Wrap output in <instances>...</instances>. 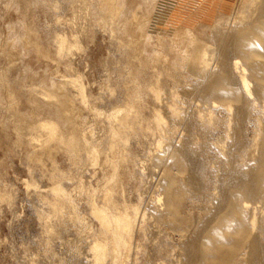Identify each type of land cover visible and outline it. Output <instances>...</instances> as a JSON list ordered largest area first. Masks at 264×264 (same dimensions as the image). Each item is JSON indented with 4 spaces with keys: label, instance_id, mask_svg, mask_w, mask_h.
<instances>
[{
    "label": "rangeland",
    "instance_id": "rangeland-1",
    "mask_svg": "<svg viewBox=\"0 0 264 264\" xmlns=\"http://www.w3.org/2000/svg\"><path fill=\"white\" fill-rule=\"evenodd\" d=\"M159 2L153 57L137 46L135 23L111 21L99 0H0V264H208L242 237L229 264H264V99L249 98L241 122L221 80L225 66L239 76L231 36L264 0ZM180 27L210 49L204 69L200 49L178 48ZM170 188L181 199L176 223ZM246 204L244 230L213 239L238 230L223 216ZM103 209L135 217L121 255L95 216ZM98 243L108 248L101 261Z\"/></svg>",
    "mask_w": 264,
    "mask_h": 264
},
{
    "label": "bare ground",
    "instance_id": "bare-ground-1",
    "mask_svg": "<svg viewBox=\"0 0 264 264\" xmlns=\"http://www.w3.org/2000/svg\"><path fill=\"white\" fill-rule=\"evenodd\" d=\"M100 7L103 8V11H106V17H108L111 21H119L120 24L126 28L133 27L132 23H135L134 29L131 30L133 37L136 39V43L141 45V48L146 54L154 57L155 51H153L152 47H150L151 38L153 37L151 32H148V27H150V23L152 22L151 16H158L160 18H164V10L165 5H163L159 0H99ZM172 6V7H171ZM167 8H173L171 5ZM262 15L255 22L249 23L247 26L240 28L238 31L232 34L231 41L232 46L236 50L238 56L243 59L242 61L236 60L234 65L235 70L238 72L239 76L235 74L236 71L232 67L225 66L224 75L221 80H225L228 94L227 100L230 104L235 106L236 108V117L238 120L243 122L248 114V109L250 107L249 98L256 97L257 100L264 99L263 95V84H264V3L261 6ZM241 14V13H240ZM242 15V14H241ZM202 29V33L204 34L206 30V26L200 28ZM198 30V29H196ZM219 30V29H218ZM197 32V31H196ZM198 33V32H197ZM199 36V35H198ZM202 36V35H201ZM156 37V36H155ZM159 39V37H158ZM202 38H196L192 29L187 27H180L176 30L175 33V42L182 51L189 52L190 48L193 46L194 49H200L199 52V67L204 69L209 65L210 61V49L203 45L200 47L203 42ZM17 43V41H16ZM15 43V44H16ZM201 43V44H200ZM253 45V47H252ZM202 46V45H201ZM64 41L60 43L59 52L64 50ZM137 48V47H136ZM138 47V50H140ZM152 50V51H150ZM141 52V51H140ZM233 52V51H232ZM192 60V59H191ZM224 63V62H222ZM230 66V65H229ZM247 69H246V68ZM249 72H248V71ZM249 73V75H247ZM218 80V79H217ZM219 81V80H218ZM224 81V82H225ZM251 82L253 86L251 87ZM218 83V82H217ZM216 87L219 85H215ZM82 88V87H81ZM217 88H221L217 87ZM213 89V88H212ZM225 89V88H224ZM226 90V89H225ZM211 91V89H210ZM223 91V90H222ZM219 90L218 92H222ZM226 92V91H225ZM223 92V93H225ZM56 96L58 97V113L68 111L67 107V99L65 94L60 90V88H56L55 90ZM81 93L84 95L83 91ZM214 95V93L211 91ZM223 93L217 94L222 95ZM224 95V94H223ZM158 96V95H157ZM225 96H223L224 98ZM220 98V97H218ZM222 101V100H221ZM60 102V103H59ZM231 107V106H230ZM228 109V107H227ZM230 109V108H229ZM232 111V110H231ZM229 112V111H228ZM111 118H115L116 116H112ZM163 121L161 116L156 118V124L160 125ZM44 125V124H43ZM135 125V124H134ZM56 126V125H55ZM55 126H45L44 129L50 132L51 134L58 131V128ZM42 128V127H41ZM72 130V128H70ZM187 164V163H186ZM189 165V164H187ZM191 165V164H190ZM192 166V165H191ZM188 168V166H187ZM184 170V169H183ZM263 172V171H262ZM254 173V172H253ZM264 173V172H263ZM255 178V177H253ZM260 180H264V174L261 172L258 173V177ZM113 179V177H112ZM254 180V179H253ZM252 180V182H253ZM257 180V179H256ZM251 182V181H250ZM249 182V183H250ZM257 184V183H256ZM253 185V184H252ZM252 185L248 186V192H252ZM180 195L176 189L170 188L168 193V207L170 210L174 212V223L177 222L178 216L177 211L180 208ZM248 205L246 204L239 210H228L229 212L224 214V220H235L239 224V228L236 232H228L216 230L212 234L216 239V237H226V238H234L241 231L244 230V222L242 219L243 211L248 209ZM231 208V207H230ZM229 208V209H230ZM137 212V210L135 209ZM169 212V211H167ZM226 212V211H225ZM137 214V213H136ZM138 215V214H137ZM95 216L101 222V225L109 226L112 229V234L114 235V244L115 250L118 255H121L123 250H127L129 246L128 238L132 235L134 229V219L129 217L127 214L124 216L116 217L114 216L109 209H103L101 211L96 210ZM255 223H253V226ZM212 237V236H211ZM235 239V238H234ZM243 237L240 239L238 245L233 248L222 249L215 255L212 263L208 264H229L237 251L244 244ZM94 252L96 255L97 261H101L107 253V246L104 244H96L94 247ZM259 243L253 242L251 244V257L255 256L259 250ZM200 248H195L194 253L200 254ZM120 257V256H118ZM98 263V262H97Z\"/></svg>",
    "mask_w": 264,
    "mask_h": 264
}]
</instances>
